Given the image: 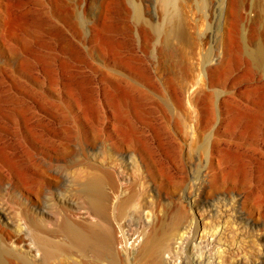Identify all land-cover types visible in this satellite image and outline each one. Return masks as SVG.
Instances as JSON below:
<instances>
[{"label":"rangeland","instance_id":"374dc122","mask_svg":"<svg viewBox=\"0 0 264 264\" xmlns=\"http://www.w3.org/2000/svg\"><path fill=\"white\" fill-rule=\"evenodd\" d=\"M0 96L3 102L20 96L18 106L27 107L15 113L17 124L0 121V151L27 173L40 160L51 173L47 178L59 183L51 190L55 196L75 201L80 188L73 170L89 165L115 171L131 192L146 194L147 173L160 177L162 190L175 186L179 194L205 201L230 171H264V0H0ZM38 97L45 101L41 107ZM185 118L200 129L184 130ZM131 149L149 171L127 168ZM5 167L0 165V203L16 211L22 194L34 196L36 185L21 186ZM262 184H255L259 190L251 199L261 201L264 212ZM125 191L118 197H127ZM43 196L51 203L46 190ZM150 200L143 211L152 214L163 247L152 264H169L182 251L183 262L177 259L183 264H193L194 257L214 264L210 247L177 250V236L164 238L167 211L182 200ZM138 201L121 217L109 204L118 237L145 231ZM214 202L224 213L206 210L205 232L226 230L235 250L254 253L257 232L229 217L234 202ZM61 207L58 202L54 209ZM63 208L85 226L97 221L82 220L79 208ZM190 212L183 225L194 231L198 216ZM44 221L45 232L63 240L55 231L59 219ZM1 248L0 256L8 257Z\"/></svg>","mask_w":264,"mask_h":264},{"label":"bare ground","instance_id":"6f19581e","mask_svg":"<svg viewBox=\"0 0 264 264\" xmlns=\"http://www.w3.org/2000/svg\"><path fill=\"white\" fill-rule=\"evenodd\" d=\"M227 42L226 44H228ZM22 70H25L24 66ZM211 87L214 88L216 86L212 85ZM1 99L2 97L0 96V121L4 120L3 122L1 121L3 124H17L20 122V117H16L15 113L20 115L19 113L26 110V106H18V104L24 102L23 98L20 96H5L4 99H7L8 103L1 101ZM36 102L40 107L45 104L43 97H38ZM189 128H198L199 130L200 126H193L192 121L189 118H185L183 129L187 131ZM216 130L214 135L217 138L219 133ZM185 138L182 137V141H185ZM130 153L133 155V160L129 162L127 168H130L132 172H140L141 170L146 172L148 169L143 170V168L147 167V163L145 162L146 160H143V156L141 157L137 153L136 156L133 149H131ZM9 156L11 155L8 152L4 151L2 153L0 151V165L7 166L15 174L17 173L21 186L28 189L33 185L36 186L32 189L34 196L23 192L24 194L20 198L16 211H10L4 207L5 205L2 206L0 203V246H2L8 256H0V264H27V262H30V264H63L64 260L69 262L68 264H152V257L157 253H161L163 247H161L159 234L155 229L154 222H152V214L143 211L146 205L151 204V197H162L171 203L174 200H182L181 204L167 211L163 230L161 231L168 242L177 236V250L183 246L193 250L195 246L198 247L199 245L212 249V256L215 259L214 264H264V212H262V202L253 203L255 200L251 199V194L254 195V189L259 190L258 186L255 188V184L261 182L264 185L263 170H261L263 173L260 172V175L251 176L242 169L243 167L240 168L238 165L239 168L235 169L236 171L227 173V178L220 186L219 191L213 195V198L201 201L200 195L192 196L189 194L183 196L179 194L178 187L176 188L175 186L162 190L159 176L155 177L153 175L154 177H150L146 173L144 178L147 184L146 194H138V192H131L123 188L122 185L125 183H121L122 181H119L117 173L106 169V166L104 167L105 169H96L89 165L80 166L73 168L75 184L80 189L76 191L77 193L74 192L75 201H69L65 196L63 197L61 194L55 196L51 192L52 189L57 188L59 183L47 178L51 173L48 172L49 175L47 174V169L45 170L44 164L40 160L38 162L34 161L35 163L31 164L30 172L27 173L21 168L20 161L10 160ZM27 171L29 170L27 169ZM5 184H9V182ZM21 186L18 187V192L23 189ZM107 186H109L110 194L106 191ZM248 188H250L251 192L245 197L244 194ZM45 190L50 194L51 198L49 201L51 203L45 202V200H48L43 196ZM122 190H126L125 193L128 191L129 195L126 193L127 197L124 198L121 195L118 197ZM71 192L73 191L71 190ZM244 197L245 199H243ZM113 198L117 200L114 205L109 203V200ZM226 199L234 202L232 203L234 205L229 210V217L232 220L240 217L239 219L247 224L249 230L257 232L254 253L249 254V252L241 251L239 248L235 250L236 247H232L225 240V235L228 233L226 230H216L211 233L205 232L204 215L206 210L222 215L224 212L214 201ZM136 200H139L138 202L143 207L142 219L146 225L145 231L128 236L122 234L118 237L111 223V217H109V207L112 205L113 209L111 210L117 214L116 216L121 217L127 213L130 209L129 207L134 205L133 203ZM58 202L63 207L67 205L72 208H79V211L82 210V220L95 218L97 221L93 225L90 223L91 225L89 226L72 221L70 213L66 210L67 208L61 207L58 212L54 209L57 207ZM187 209L191 210L190 213H194V216H198L195 217L197 221L195 228L197 229L194 231L191 230V227L183 225L187 218ZM194 216L192 217L193 219H195ZM44 217L50 219L57 217L59 219L55 231L63 237V240L55 241L56 239L54 240L53 235L45 232L47 223L45 225ZM182 252H177V258L179 257L183 262L184 253L182 254ZM74 254L82 257V260L75 259ZM177 258L176 256L169 258V264H183ZM194 258L193 264H202L200 261L202 258L200 260L197 257Z\"/></svg>","mask_w":264,"mask_h":264}]
</instances>
